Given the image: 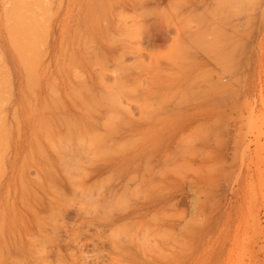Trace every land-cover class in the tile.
I'll return each instance as SVG.
<instances>
[{"label": "rangeland", "instance_id": "rangeland-1", "mask_svg": "<svg viewBox=\"0 0 264 264\" xmlns=\"http://www.w3.org/2000/svg\"><path fill=\"white\" fill-rule=\"evenodd\" d=\"M0 162L48 180L0 261L264 264V0H0Z\"/></svg>", "mask_w": 264, "mask_h": 264}, {"label": "bare ground", "instance_id": "bare-ground-1", "mask_svg": "<svg viewBox=\"0 0 264 264\" xmlns=\"http://www.w3.org/2000/svg\"><path fill=\"white\" fill-rule=\"evenodd\" d=\"M187 1V0H186ZM241 1V0H240ZM171 2H172V0H171ZM232 2V1H231ZM173 3H175V2H173ZM172 3V4H173ZM180 3V2H179ZM237 3V2H236ZM232 4H234L233 2H232ZM170 5V4H169ZM176 5V4H175ZM139 6H141V5H139ZM142 7V6H141ZM144 7V6H143ZM142 7V8H143ZM172 7V6H171ZM175 7V6H174ZM194 7V6H193ZM236 7V6H235ZM166 8V7H165ZM105 9V8H104ZM117 9V8H116ZM159 8H157V10H158ZM162 9V8H161ZM142 10V9H141ZM163 10V9H162ZM117 11V10H116ZM136 11H137V9H136ZM146 11V10H145ZM161 11V10H160ZM97 12H99L98 10H97ZM96 12V13H97ZM143 12H144V10H143ZM147 12V11H146ZM176 12H178V11H176ZM241 12V11H240ZM116 13V12H115ZM119 13V12H118ZM132 13H134V12H132ZM98 14V13H97ZM111 14V13H110ZM147 14V13H146ZM236 14V13H235ZM112 15V14H111ZM228 15V14H227ZM142 16V15H141ZM229 16V15H228ZM134 17V16H133ZM143 17H145V15L143 16ZM236 17V16H235ZM131 18V17H130ZM161 18V17H160ZM146 17L143 19L144 21L143 22H146ZM148 19V18H147ZM159 19V18H158ZM190 19V18H189ZM153 20V19H152ZM242 20V19H241ZM240 20V21H241ZM184 21V20H183ZM192 21V20H191ZM202 21H203V19H202ZM142 22V21H141ZM207 22H209V21H207ZM206 22V23H207ZM212 22V21H211ZM139 23H140V21H139ZM139 23H137V24H135L134 23V25L136 26V28L138 27L137 25L139 24ZM115 24V23H114ZM123 24V23H122ZM203 24V23H202ZM209 24V23H208ZM231 24V23H230ZM140 25H141V27L142 28H138L140 31H138V33L140 32V33H142L141 35H143V36H145V37H141V38H151L152 39V37L154 38V36H156V31L157 30H159L160 29V27L162 26V24H160L159 25V22H157V21H154V22H151L150 20L148 21V22H146V23H140ZM189 25V24H188ZM213 26L215 25V24H212ZM211 25V26H212ZM116 26V25H115ZM219 26V25H218ZM231 26V25H230ZM126 27V26H125ZM199 27V26H198ZM214 27H216V25L214 26ZM238 27H239V25H238ZM237 27V28H238ZM203 28H204V26H203ZM218 28V27H217ZM222 28V27H221ZM142 29V30H141ZM201 29V28H200ZM199 29V30H200ZM205 29V28H204ZM207 29V28H206ZM210 29H211V27H210ZM216 28H214V30H215ZM232 30H233V28H231ZM186 30H188V29H186ZM225 30V29H224ZM239 30V29H238ZM213 31V30H212ZM218 31V30H217ZM221 31V30H220ZM227 31V30H226ZM235 31V30H234ZM236 31H237V29H236ZM235 31V32H236ZM188 32V31H187ZM196 32H198V30L196 31ZM201 32V31H200ZM199 32V33H200ZM209 32V31H208ZM229 32V31H228ZM192 33V32H191ZM198 33V34H199ZM210 33H212V32H210ZM216 33V32H215ZM107 34V33H106ZM189 35H190V33H188ZM197 34V33H196ZM203 34V33H202ZM201 33H200V35H202ZM228 34H231V32L230 33H228ZM232 34H234V32H232ZM239 34V33H238ZM242 34V33H241ZM244 34V33H243ZM139 35V34H138ZM193 35V34H192ZM204 35V34H203ZM246 35V34H245ZM140 36V35H139ZM225 36V35H224ZM188 37V36H187ZM242 37V36H241ZM116 38V37H115ZM189 38V37H188ZM192 38V36L189 38V40ZM204 38V37H203ZM223 39H224V37H222ZM248 38V37H247ZM109 39H110V37H109ZM114 39V38H113ZM151 39H150V42L152 43V41H151ZM157 39V38H156ZM193 39H195V38H193ZM115 40V39H114ZM122 39H120V40H118L117 42H119V41H121ZM139 40V39H138ZM141 40V39H140ZM198 40V39H197ZM218 40V39H217ZM228 40H230V39H228ZM240 40V39H239ZM99 41V40H98ZM107 41L109 42V40L107 39ZM107 41H106V43H107ZM111 41V40H110ZM125 41V40H124ZM123 40H122V42H124ZM144 41V40H143ZM155 41V40H154ZM203 41V40H202ZM206 41V40H205ZM224 41V40H223ZM101 42V41H100ZM136 42V41H135ZM149 42V41H148ZM197 42V41H196ZM209 42H210V39H209ZM213 42V41H212ZM226 42V41H225ZM248 42H250V41H248ZM115 43H116V41H115ZM114 43V44H115ZM191 43H193V42H191ZM217 43V42H216ZM230 43V42H229ZM198 44V43H197ZM202 44V43H201ZM209 44V43H208ZM247 44V43H246ZM101 45H103V44H101ZM113 45V44H112ZM125 45V44H124ZM196 45V44H195ZM227 45V44H226ZM121 46H123V45H121ZM126 46H128V45H126ZM126 46H124V47H126ZM200 46V45H199ZM202 46V45H201ZM213 46V45H212ZM223 46V45H222ZM221 46V47H222ZM229 46V45H228ZM239 46V45H238ZM129 47H130V45H129ZM183 47V46H182ZM181 47V48H182ZM186 47H188V46H186ZM185 47V48H186ZM208 47V46H207ZM224 47V46H223ZM230 47H231V45H230ZM229 47V48H230ZM127 48V47H126ZM176 48V47H175ZM200 48V47H199ZM210 48V47H209ZM215 48V47H214ZM218 48V47H217ZM216 48V49H217ZM111 49V48H110ZM128 49H130V50H132V48H128ZM177 49V48H176ZM184 49V48H183ZM192 49V48H191ZM233 49V48H232ZM238 49H239V47H238ZM113 50V49H112ZM125 50V49H124ZM134 50V49H133ZM132 50V51H133ZM178 50V49H177ZM176 50V51H177ZM186 50H187V48H186ZM212 50V49H211ZM222 50V49H221ZM111 51V50H110ZM115 51V50H114ZM125 51H127V49L125 50ZM125 51H123V52H125ZM135 51V50H134ZM176 51H174V52H176ZM183 51H185V50H183ZM182 51V52H183ZM191 51V50H190ZM214 51H216V50H214ZM181 52V51H180ZM220 52V51H219ZM117 53H118V51H117ZM126 53H128V52H126ZM126 53H124V55L126 54ZM136 53V52H135ZM205 53H207V52H205ZM233 53V52H232ZM250 53H252V52H250ZM114 54V53H113ZM113 54H112V56H113ZM209 54V53H208ZM214 54V53H213ZM218 54V53H217ZM220 54H222V55H224L223 53H220ZM219 54V55H220ZM114 55H116V54H114ZM123 55V56H124ZM137 55H138V53H137ZM136 55V56H137ZM250 55V54H249ZM120 56V55H119ZM118 56V57H119ZM122 56V57H123ZM186 56V55H185ZM114 57V56H113ZM122 57L120 56V58L122 59ZM140 57V56H139ZM209 57V56H208ZM212 58V57H211ZM217 58V57H216ZM223 58V57H222ZM222 58H219V60L220 59H222ZM124 59V58H123ZM169 59V58H168ZM213 59H215V57L213 58ZM118 60V62L120 61V59L118 58L117 59ZM182 60V59H181ZM186 60V59H185ZM216 60V59H215ZM170 61V60H169ZM180 61V60H179ZM189 61V60H188ZM235 61V60H234ZM15 62V61H14ZM172 62V61H171ZM186 62V61H185ZM225 62V61H224ZM232 62V61H231ZM161 63V62H160ZM235 63V62H234ZM220 64V63H219ZM227 65V64H226ZM221 66H223V65H221ZM234 66V65H233ZM225 67V66H224ZM222 69V68H221ZM173 70V69H172ZM160 72V71H159ZM158 72V73H159ZM189 72V71H188ZM187 72V73H188ZM170 75V74H169ZM185 75V74H184ZM17 76H18V79L20 78V75H19V72L17 71ZM188 78H189V76L186 74L184 77L182 76V77H178L177 79H174V80H168L167 82H165L164 83V85H163V87L165 88H167V90L169 89V88H173L174 86H177L178 84H182V83H184V84H188L187 82H189L188 81ZM232 78V77H231ZM190 79V78H189ZM207 79V78H206ZM234 79V78H233ZM192 80V79H191ZM198 81V80H197ZM218 81V80H217ZM186 82V83H185ZM207 83H208V81H207ZM193 85V84H192ZM207 86V85H206ZM210 86V85H209ZM223 86V85H222ZM217 87V86H216ZM205 89V88H204ZM229 89V88H228ZM201 90V89H200ZM207 90V89H206ZM234 90V89H233ZM199 91V90H198ZM236 92V91H235ZM218 93H220V92H218ZM217 94V93H216ZM91 95V94H90ZM201 96V95H200ZM216 96V95H215ZM96 98H98L97 97V95L95 96ZM167 97V96H166ZM94 98V97H93ZM198 98V97H197ZM215 98V97H214ZM222 98V97H221ZM65 100V99H64ZM66 101V100H65ZM179 101V100H178ZM177 102V101H176ZM175 103V102H174ZM175 105V104H174ZM199 105V104H198ZM192 106V105H191ZM201 106V105H200ZM91 107V106H90ZM202 107H204V106H202ZM156 108H158V107H156ZM200 108V107H199ZM91 109V108H90ZM95 109V108H94ZM93 109V110H94ZM167 110V109H166ZM189 110V109H188ZM121 119V118H120ZM60 122L63 124V126H60V125H58L59 126V128L61 129V127H63L64 129L63 130H65L64 131V133H66L67 134V136H68V134L71 136L72 135V137H73V135H75V133H76V131H77V135H80L81 134V132L79 131V130H81V129H75V128H72V127H67V126H65L66 125V120L63 118V119H61L60 120ZM148 123H150V122H148ZM151 126H154L153 124H151ZM136 130L135 131H138L139 129H137V128H135ZM78 131H79V133H78ZM81 137V136H80ZM73 139H74V137H73ZM127 161V158L126 157H123V159H121V160H116V162L114 161V162H111L110 164H108V165H106L105 166V170H110V171H115L116 170V168H117V163H125ZM102 167H100L99 169H96V170H99V171H101L100 169H101ZM103 169H104V167H103ZM13 167H12V164L10 165V168H9V166L7 167L6 165H4V164H2L1 162H0V219L1 218H5V222L3 223V224H1L0 225V233L3 231L4 232V230H5V232L3 233L2 232V234H0V237L1 238H3V239H1L0 238V251H3L2 252V254L4 253L5 254V248H7V250H6V252L8 251V253H6V256L5 257H7L8 258V256L11 254L10 252L14 249H17V247L18 246H16V248H15V242H16V239H15V237H17L16 235L19 233H17L16 231H19V229H17L16 230V228L14 227V223L16 222L17 223V219L15 218L16 216H17V212L15 213L14 211H15V209H17V208H15L14 209V207H16V204H20L19 205V208H21V210H19L18 212H19V214H18V217L20 218V220H21V223H29V222H27L28 221V218H29V213L26 211V209L25 208H28L29 210H31V208H33L34 209V207H33V205H30V203H29V205L30 206H28V202L29 201H27L26 202V195L28 194V195H30V196H34L35 197V195L38 193V191H45V189H46V187L44 188L43 187V184H47L48 182V180L47 179H45L46 181H44V182H40V181H42V179L40 180V179H36L35 181L36 182H34L33 181V183L35 184V185H37L38 187H37V189H38V191L37 190H33V191H31L30 189H28V181L29 180H27L26 178L25 179H23V180H21L22 181V183L20 182L19 183V181H18V179H16V177H15V175L13 174ZM98 171V172H99ZM94 172H97V171H95L94 170ZM101 172H103V171H101ZM10 173V174H9ZM27 180V181H26ZM34 180V179H33ZM39 181V182H38ZM45 182H47V183H45ZM38 183V184H37ZM39 183H41V184H39ZM31 186V185H30ZM45 186V185H44ZM32 187V186H31ZM31 187H29V188H31ZM35 187V186H34ZM35 189V188H34ZM19 195H21V196H19ZM18 196H19V199L17 200V198H18ZM33 198V197H32ZM34 200V199H33ZM33 202V201H32ZM35 202V201H34ZM18 210V209H17ZM35 210V209H34ZM16 214V215H15ZM30 225V224H29ZM26 227V226H25ZM4 228V229H3ZM15 228V229H14ZM27 228V227H26ZM27 229H29V228H27ZM31 231V230H30ZM23 232H25V231H23ZM27 233V232H26ZM30 233V232H29ZM20 235V234H19ZM25 235H27V234H25ZM30 235V234H29ZM3 236V237H2ZM29 237V236H28ZM3 240V241H2ZM22 240V237H21V239L19 240V241H21ZM29 242V241H28ZM27 244V243H26ZM28 244H30V242L28 243ZM27 244V245H28ZM18 245V244H17ZM33 245V244H32ZM26 247H28V246H26ZM23 248V247H22ZM18 249H19V247H18ZM17 249V250H18ZM27 249V248H26ZM9 250H11V251H9ZM23 250H24V248H23ZM29 250V249H28ZM20 251H21V247H20ZM1 254V253H0ZM9 254V255H8ZM10 257V256H9ZM11 257H12V255H11ZM10 257V258H11ZM3 258H4V255H3ZM9 258V259H10ZM4 260H7V259H5L4 258ZM3 260V261H4ZM11 260H12V258H11ZM3 261H0V263H7L8 262V264H12L11 263V261H6V262H3ZM13 262H16V261H13ZM17 263V262H16Z\"/></svg>", "mask_w": 264, "mask_h": 264}]
</instances>
